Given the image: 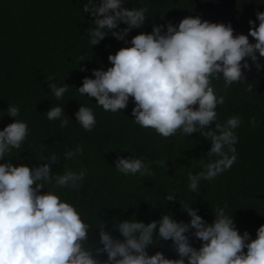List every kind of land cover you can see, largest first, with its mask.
<instances>
[{"label":"clouds","instance_id":"9594fccd","mask_svg":"<svg viewBox=\"0 0 264 264\" xmlns=\"http://www.w3.org/2000/svg\"><path fill=\"white\" fill-rule=\"evenodd\" d=\"M150 2L136 0L127 7L130 0H80V14L90 17L81 38L91 48L108 36L127 46L108 55L106 70L91 69V78L83 77L82 85L75 88L110 113H122L131 99L133 122L161 137H172L178 131L186 137L198 133L210 143L201 171L189 172L187 177L188 190L196 193L202 181L215 180L238 160L236 130L242 119L232 115L218 122L217 109L226 97L217 84L222 82L224 92L234 84L247 85L245 92L253 91L246 76L252 66L264 71L259 59L264 58V11H256L255 20L249 19L247 34L234 35L230 22H210L197 14L178 24L153 23L150 32L140 31L128 40L133 29H143L154 17ZM80 70L89 71L86 67ZM47 80L50 93L62 100L69 85L59 84L54 77ZM5 111L14 121L0 130V264H264V224L256 229L255 238L246 230L241 233L227 211V202L211 207V223L198 214L194 203L179 202L190 218L187 222L178 221L171 212L148 223L133 215L112 222L118 236L98 217L93 225L80 206L64 198L61 191L79 190L88 169L72 170L63 164V173L53 171L61 159L75 161L83 156V146L66 150L62 157L51 153L41 156L39 163L14 164L13 157L23 152L30 129L26 121L18 119L19 106L8 104ZM45 114L50 121L59 120L61 128L72 122L64 105L51 106ZM75 118L87 132L96 127L91 106L81 104ZM250 123L259 126L255 117ZM152 164L144 156L130 154L118 156L114 168L125 177L152 176ZM164 201L161 207L178 200L168 193ZM93 232L98 239L90 243ZM160 241H170L177 258H168L162 251L150 255L148 249Z\"/></svg>","mask_w":264,"mask_h":264},{"label":"trees","instance_id":"16d2710c","mask_svg":"<svg viewBox=\"0 0 264 264\" xmlns=\"http://www.w3.org/2000/svg\"><path fill=\"white\" fill-rule=\"evenodd\" d=\"M133 4L136 0L126 6ZM78 9L82 11L80 0H0V130L14 121L5 111L8 104L19 106L18 119L26 121L30 129L23 152L13 157V163H39L41 156L56 153L62 157L66 150L82 145L83 156L75 161L61 159L53 165V171L63 173V164L72 170L88 169L81 188L61 190L63 197L78 204L93 225L98 223V217L116 236L119 234L112 229L114 220L135 215L137 220L148 223L171 212L178 221L187 222L190 218L182 212L180 203H194L198 214L211 223L212 208L227 202V211L233 214L240 232L246 230L255 238L256 229L264 224V88L260 89L258 78L247 73V82L253 87L251 93L244 91L247 85L234 84L224 92L222 82L217 84L226 97L217 109L218 122L223 123L232 115L242 119L236 130L238 160L215 180L202 181L199 191L192 193L187 187L188 174L201 171L208 160L210 143L198 133L186 137L178 131L172 137H161L133 122L131 99L122 113H110L97 107L95 98L91 101L76 90L83 77L91 78V69L106 70L110 66L108 55L127 46L108 36L91 48L81 38L90 17H82ZM150 9L154 17L146 21L143 29H133L128 40L140 31L150 32L153 23L178 24L186 16L197 14L210 21L196 9L195 0H151ZM237 9V17L249 29V19L255 20L256 11H264V3L238 0ZM81 58L90 59L79 61ZM85 67L89 71L80 70ZM49 77L69 85L62 100L50 93ZM81 104L95 110L97 124L91 132L75 123V112ZM58 105H64L65 114L72 120L67 127L61 128L59 120L46 118L51 106ZM252 117L259 122L258 127L250 123ZM130 154L152 161L154 175L119 174L114 161ZM168 193H174L178 201L161 207ZM93 238L98 239V233H92L90 243ZM193 243L199 247V241ZM148 251L150 255L162 251L168 258H177L170 241H160Z\"/></svg>","mask_w":264,"mask_h":264},{"label":"water","instance_id":"95a60500","mask_svg":"<svg viewBox=\"0 0 264 264\" xmlns=\"http://www.w3.org/2000/svg\"><path fill=\"white\" fill-rule=\"evenodd\" d=\"M197 1L196 9L202 11L205 17L210 18V22L216 23H231L234 28V35L247 34L248 28L240 22L237 17V0H218V2L209 1L206 3ZM250 39V37H249ZM260 63L264 65V58H259ZM249 63H251L249 61ZM249 75L256 76L259 80L260 89L264 88V71H257L255 66H252Z\"/></svg>","mask_w":264,"mask_h":264},{"label":"flooded vegetation","instance_id":"af4514ba","mask_svg":"<svg viewBox=\"0 0 264 264\" xmlns=\"http://www.w3.org/2000/svg\"><path fill=\"white\" fill-rule=\"evenodd\" d=\"M209 1H214L216 3L218 2V0H200V2H202V3H206V2H209ZM195 2H196V6H197V1L195 0ZM200 12H202V11H200ZM237 13H238V10H237Z\"/></svg>","mask_w":264,"mask_h":264}]
</instances>
